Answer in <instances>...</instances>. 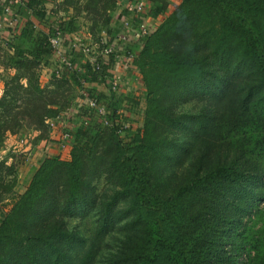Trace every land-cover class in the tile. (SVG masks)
Wrapping results in <instances>:
<instances>
[{
	"label": "trees",
	"instance_id": "trees-1",
	"mask_svg": "<svg viewBox=\"0 0 264 264\" xmlns=\"http://www.w3.org/2000/svg\"><path fill=\"white\" fill-rule=\"evenodd\" d=\"M116 1L79 7L109 33L96 50H115L92 62L71 47L72 69L51 38L72 46L82 17L57 10L50 21L35 0L17 8L26 23L8 41L9 60L34 81L7 89L0 107L14 114L28 93L47 135L78 108L64 124L70 159L47 155L25 192L16 194V180L6 183L15 165L0 161V200L12 202L0 222V264H264V0H182L157 27L125 42L117 41L124 21L112 25ZM170 4L151 0L119 18L140 30ZM122 52L134 58L147 91L139 129L126 126L130 109L121 94L93 88L119 74ZM42 66L52 69L46 87L35 78ZM79 89H87V101L71 106ZM89 97L106 114L89 106ZM16 115L32 119L30 108Z\"/></svg>",
	"mask_w": 264,
	"mask_h": 264
},
{
	"label": "rangeland",
	"instance_id": "rangeland-1",
	"mask_svg": "<svg viewBox=\"0 0 264 264\" xmlns=\"http://www.w3.org/2000/svg\"><path fill=\"white\" fill-rule=\"evenodd\" d=\"M36 2H39L37 8L39 10L44 9L49 14V20L53 21L56 20L55 12L58 11V16L65 15V14H73L78 15L81 18V28L75 33L76 39H81L80 35L82 36V41L86 44H90L93 48V51H96L97 55L100 53V51H97L98 44L102 38H105L106 36H109V33H107V30H103L104 28L102 24H99L97 21L92 18V14L89 12H83L79 7L83 6L87 3L88 0H35ZM122 0L116 1V8L115 10H112V16L113 19L116 17L119 10H121V2ZM68 2V3H67ZM120 3V5H119ZM130 3V2H129ZM126 6H128V4ZM111 8V7H109ZM68 9V11H65ZM94 15V14H93ZM49 21V22H50ZM124 21L121 18H117V22L119 25V22ZM160 24L162 23L161 19L159 20ZM125 24V23H124ZM114 28L116 27V24H114ZM148 25V24H147ZM157 25L149 24L150 27H157ZM48 26L47 24L45 25ZM121 26V24H120ZM117 26V27H120ZM84 27V28H83ZM92 27H96V29H91ZM113 27V26H112ZM92 31L93 35L97 37L93 38L92 34L90 33ZM123 32V31H122ZM120 34H123V33ZM1 34V33H0ZM84 34V35H83ZM3 34L0 35V83L5 84L3 95L0 97L3 98L5 95H7V89L11 92L14 86L18 84H23L26 87H32L31 84L34 81L33 77L29 75V72H24L22 68H19L17 66H14V64L11 63L10 55L14 54L13 52H8L4 46L3 42ZM80 38H79V37ZM117 41H115L116 44ZM122 59V57L120 58ZM130 62L127 61L128 59H122L125 60L124 62H119L120 60L117 59L118 62V71L119 68L122 69L125 68L127 63L129 62L130 68H135V65L133 63L134 58L129 57ZM128 67V68H129ZM52 70V69H51ZM128 71V70H127ZM36 79L39 81L40 85L43 87L48 86L51 80V73L47 70L46 66H42L38 69L34 70ZM121 72V70H120ZM32 73V72H31ZM30 73V74H31ZM21 75L29 76V78L25 79L22 78L21 80H18ZM30 81V82H29ZM32 82V83H31ZM89 87V85H86ZM135 86L134 92L131 94H126L125 98L127 102L126 104L130 105L127 106V108L130 109V111L127 109L125 111L126 116L128 117V124H132L133 128L139 129L143 126V121L145 117V111L147 108V91L146 87L143 86ZM137 87V88H136ZM24 91H20V95L24 97ZM31 91V90H30ZM35 93V90H32ZM27 92V91H25ZM77 93V92H76ZM78 94V93H77ZM9 96V95H8ZM35 95H32L34 97ZM26 103L23 104L20 108V110H25V108H30L32 112V119H30L28 122H25V119L22 118L20 115H16V112H20L19 109H13L14 114H7L6 107H0V161H6L9 165H15V173L14 177H6V183H11L10 180H16L14 190L16 194H22L26 191L28 188L31 178L34 174L35 169L40 166L42 160L47 156L50 155V153L53 150V153H59V155H62L64 157L63 159H70L71 157V145L68 146L66 142H64L63 136L66 132L70 133V127L66 128L64 126L68 125L67 119L74 121L75 118H73V115L76 116V113L73 114L72 112L68 111L67 116H65L64 122L60 120V123L57 125L60 133L58 141H55L57 144L58 149L47 148V146L50 144L48 141L50 140V133L47 135L48 131L46 128L38 127L36 126V111H35V104L32 103V99H29L28 93L25 95ZM21 103L20 99L18 101H13L12 106H17ZM30 105V106H28ZM182 106V105H181ZM185 108H188V106H192L191 103L183 104ZM15 108V107H13ZM19 110V111H17ZM78 112V110H77ZM77 117V116H76ZM66 121V123H65ZM53 121L47 119L46 124H51L52 126ZM25 126V127H23ZM19 127H22V131H18ZM13 131H18L17 133H14ZM53 136V134H52ZM56 138V137H55ZM13 139V140H12ZM10 140V141H9ZM51 145V144H50ZM54 146V142H53ZM59 150V151H58ZM47 154V155H46ZM15 178V179H12ZM105 181L102 179L101 183L99 184V189L102 190L104 188ZM11 199H3L0 200V222L3 219L4 215L10 210L12 206V202L10 203ZM82 221L80 219L72 220V226L78 227L79 224H81ZM89 224L88 222H85Z\"/></svg>",
	"mask_w": 264,
	"mask_h": 264
},
{
	"label": "crops",
	"instance_id": "crops-1",
	"mask_svg": "<svg viewBox=\"0 0 264 264\" xmlns=\"http://www.w3.org/2000/svg\"><path fill=\"white\" fill-rule=\"evenodd\" d=\"M131 1H137V0H122L120 2L122 8H121V10L118 11V13L116 15L117 18H119L122 15L124 10L127 8V6H126L127 3L131 2ZM170 1H171V4L168 6V8L164 11V13L161 16H159L157 18L148 17L146 19V23L148 25L149 24L157 25V23L160 24L159 20L161 19V21H163L166 17H168L174 11L175 4L181 2L182 0H170ZM146 2H147V6L150 7L151 0H146ZM120 3H119V5H120ZM9 4H12L11 6L13 7V15L16 17V21L14 23L10 21V19H9L10 16L6 15V13H5V7L7 5H9ZM21 4H23V0H0V21L5 23L3 29L1 30V34H3L2 35L3 36L2 39L4 40V46H5L6 50L8 52H11V53L14 51V49H13V47H8V45H7L8 41L10 42V40H13V38L15 36L20 35V33H21L25 23H26V20L24 19V17H21L18 14V9L17 8ZM117 18L114 17L112 25H114L116 23L115 21H117ZM122 19L124 20L125 18H122ZM125 21L126 20H124V22ZM45 25L46 24H44V23L38 22L37 29L49 34L50 26L46 27ZM79 32L77 33V35H80L81 39H82V37H84L85 35L83 34L84 36H82L81 34H79ZM73 37H76L75 33H74ZM81 39H79V40H81ZM131 42L132 41H130L128 44H132ZM69 46L67 45V43L63 39V41H61L60 45H58V50H59L60 54L63 55V56L70 55L72 46H70V47ZM54 50H55V48H54ZM55 52L57 53V50ZM134 53L137 54V50H135ZM121 57H122V59H128L127 61L130 62V59L125 55V53L122 52L118 56V60H120L119 61L120 63L125 61V60L120 59ZM129 62L127 63L128 65H126L125 68H123V71H122L121 68H119V75L121 76V82L122 83H121V86H120V90L118 92H116V93L121 94V97L123 98L124 102H127V100L125 98L126 94L133 93L136 85H138L137 87H139L140 85L144 87V84L140 80V77H141L140 72L138 71V69L136 67L135 68H130L129 67L130 63ZM46 68H47V70L50 73L52 72L51 67L46 66ZM120 70H121V72H120ZM4 87H5V84L1 85V83H0V97H1V95H3ZM85 88H89V87L85 85ZM93 88H94V91H96V93L104 92L106 94H111L110 93V89H109V79L108 80H99L93 86ZM85 90H87V89L76 90L78 94L76 96L75 102H73V104L71 106H82L87 101V99L85 98V96H86V91ZM127 106H130V105H127ZM74 108L71 109V110H73V112H72L73 114H75V110L78 107H74ZM68 111H70V110H68ZM73 118L76 119L75 115H73ZM57 125L58 124L54 125L50 129V140L48 141V143L50 142L51 145L49 144L47 146L48 149L51 148V147L52 148L54 147V149H56V148L58 149V147L56 145L57 143L55 141H58L57 138L59 139V136H60L59 130L60 129H58ZM52 134H53V136H52ZM53 142H54V146H53ZM48 154L57 155L58 156L60 154V151H59V153H55V152L53 153V150H52ZM59 156L61 158H64V157H62V155H59Z\"/></svg>",
	"mask_w": 264,
	"mask_h": 264
},
{
	"label": "built area",
	"instance_id": "built-area-1",
	"mask_svg": "<svg viewBox=\"0 0 264 264\" xmlns=\"http://www.w3.org/2000/svg\"><path fill=\"white\" fill-rule=\"evenodd\" d=\"M12 4H9L5 7V13L6 15L10 16V21L11 22H15L16 21V17L13 15V7L11 6ZM147 7V2L146 0H137V1H131L127 8L131 11H135V12H141L143 11L145 8ZM124 26H125V31L122 32L123 34H119L117 37V41L121 40L122 41H127L130 39L131 36H134L135 38H138L144 34H146L147 32V23L143 24L140 28V30L137 29H133L132 25L129 23V21H125L124 22ZM5 23L0 21V33L1 30L3 29ZM61 41H63V38H61L60 36H56V37H52L51 38V43L52 46L55 48V51L57 50V55L58 56H62V62L67 65L69 68H73L74 67V62L66 56H63L60 54L59 50H58V45H60ZM116 45V44H115ZM72 47L74 48H80L85 55H87L89 57V59L92 62L96 61V56H97V52L93 51V48L90 44H86L85 42L81 41V40H73L72 41ZM115 50V47L113 45L111 46H107L105 47L103 50H101V52L99 53L100 55H105L108 56L109 54H112ZM121 76L118 74L116 77L109 79V89L112 90L113 92H118L120 90V86H121ZM88 102H89V106L93 107V108H97L98 112L100 114H106V108L99 105L97 103V100L95 98H88ZM126 126H129V124H126ZM71 138V132L68 133L66 132L63 136V141L66 142V144H68L69 139ZM69 146V144H68Z\"/></svg>",
	"mask_w": 264,
	"mask_h": 264
}]
</instances>
